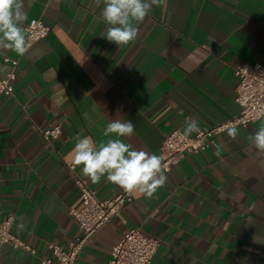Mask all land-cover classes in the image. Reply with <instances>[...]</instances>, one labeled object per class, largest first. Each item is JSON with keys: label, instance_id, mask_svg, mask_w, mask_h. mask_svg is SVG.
I'll use <instances>...</instances> for the list:
<instances>
[{"label": "crops", "instance_id": "0c3cea01", "mask_svg": "<svg viewBox=\"0 0 264 264\" xmlns=\"http://www.w3.org/2000/svg\"><path fill=\"white\" fill-rule=\"evenodd\" d=\"M103 7L24 0V28L37 18L50 32L24 56L0 50V76L17 61L14 95H0V219L13 215L15 234L36 250L0 244V264H42L47 243L66 246L80 234L69 213L80 197L69 168L78 133L99 143L108 123L131 120L124 142L160 155L188 118L213 127L237 115L235 66L264 64V0H167L121 47L102 36ZM55 125L61 134L45 141L38 128ZM261 126L264 115L237 127L236 139L224 131L207 149L182 154L153 197L131 194L76 264H108L132 228L158 239L152 264H264V153L248 140ZM81 167L102 199L123 190L106 176L92 183Z\"/></svg>", "mask_w": 264, "mask_h": 264}, {"label": "built area", "instance_id": "2783aa9c", "mask_svg": "<svg viewBox=\"0 0 264 264\" xmlns=\"http://www.w3.org/2000/svg\"><path fill=\"white\" fill-rule=\"evenodd\" d=\"M25 31L30 37L31 45L45 38L50 32V27L41 19L33 18L26 24ZM10 62L11 70L5 76H0V95H14L17 61ZM234 71L238 77L235 100L240 106L239 113L213 127L198 126L200 131L187 138L183 137V131L179 128L168 133L160 152L164 157L163 172H170L180 162L182 154L198 153L216 144V136L225 131L226 125L246 127L264 115V64H240L235 66ZM38 130L48 142L61 134L60 125ZM69 168L74 173L75 184L80 190L79 200L69 209V213L76 219L81 232L66 246L47 243V254L41 259L42 264H76L82 247L92 239L96 231L113 216L120 215L121 210L133 200L132 195L124 190L109 199H102L98 191L91 188L88 181L77 174L76 169L73 171L72 163H69ZM13 222V215L0 219V244L35 253L36 250L31 244L15 234ZM158 243L156 237L143 233L139 228L129 229L112 247L108 264H152Z\"/></svg>", "mask_w": 264, "mask_h": 264}, {"label": "clouds", "instance_id": "9594fccd", "mask_svg": "<svg viewBox=\"0 0 264 264\" xmlns=\"http://www.w3.org/2000/svg\"><path fill=\"white\" fill-rule=\"evenodd\" d=\"M103 10L100 21L106 29L102 35L117 47L126 46L136 40L139 24L145 20L154 7H166L167 0H102ZM99 5L101 0H94ZM28 19L24 11V0H0V50L15 52L24 56L30 48V37L26 34L24 23ZM183 137L200 131L196 120L188 118ZM224 130L231 139H236V126L226 125ZM135 125L131 120H113L103 129L106 141L99 143L89 136L77 134L74 137V156L72 168L81 167L80 174L92 183H99L106 176L108 182L117 185L126 193L139 191L148 198L153 197L158 188L167 180L163 174L164 157L136 150L122 138L131 137ZM115 138H112V137ZM248 140L260 152L264 153V126ZM219 155V148L217 149Z\"/></svg>", "mask_w": 264, "mask_h": 264}]
</instances>
